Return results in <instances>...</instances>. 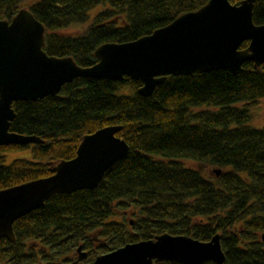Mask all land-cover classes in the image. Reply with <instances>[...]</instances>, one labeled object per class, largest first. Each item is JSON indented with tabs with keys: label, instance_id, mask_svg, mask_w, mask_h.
<instances>
[{
	"label": "trees",
	"instance_id": "obj_1",
	"mask_svg": "<svg viewBox=\"0 0 264 264\" xmlns=\"http://www.w3.org/2000/svg\"><path fill=\"white\" fill-rule=\"evenodd\" d=\"M207 2L0 0V20L10 21L25 7L45 28L47 56L90 67L99 45L131 43ZM252 21L264 24V0H255ZM87 22L76 34L62 33ZM139 87L128 77L78 78L55 96L12 103L9 132L41 142L0 146V190L51 175L57 162L74 159L84 136L107 126L121 127L116 136L129 151L95 189L54 193L15 220L14 241L0 239V264L68 263L78 246L86 252L85 264L164 233L203 242L219 234L224 264H264V126L252 127L249 111L264 100V64L167 76L149 97L140 96ZM27 147L32 161L2 165L7 151ZM184 160L221 174L205 178L184 167ZM127 208L129 221L121 214Z\"/></svg>",
	"mask_w": 264,
	"mask_h": 264
},
{
	"label": "water",
	"instance_id": "obj_2",
	"mask_svg": "<svg viewBox=\"0 0 264 264\" xmlns=\"http://www.w3.org/2000/svg\"><path fill=\"white\" fill-rule=\"evenodd\" d=\"M255 0H208L196 11L181 13L150 35L125 43H104L96 48L98 60L79 67L71 57L47 56L43 50L44 26L25 7L10 21L0 20V146L39 143L38 137L9 132L15 113L12 103L55 96L74 79L139 81L140 96L149 97L167 76L212 70L238 71L246 62L264 64V24L255 25ZM247 42L246 48H240ZM120 126H107L80 140L74 159L62 160L52 174L0 190V239L14 241L13 223L39 209L54 193L71 194L95 189L114 163L126 158L128 145L116 136ZM215 176L220 169L212 170ZM264 243V232L260 234ZM220 236L209 241L185 235H158L154 239L125 244L100 254L85 264H224ZM76 258L63 264H80L86 258L82 246Z\"/></svg>",
	"mask_w": 264,
	"mask_h": 264
},
{
	"label": "rangeland",
	"instance_id": "obj_3",
	"mask_svg": "<svg viewBox=\"0 0 264 264\" xmlns=\"http://www.w3.org/2000/svg\"><path fill=\"white\" fill-rule=\"evenodd\" d=\"M101 7H97L95 9H92L89 12V16L90 18H92L96 12H98V10H100ZM88 25V22L85 23L84 25L81 26H76L70 29H67L65 31H63L62 33L64 34H76L78 33L84 26ZM251 112L252 115V120L250 121V125L254 128H261L262 126H264V100H259V102L253 107L251 108V110H249ZM31 147H27V148H22V149H17V150H11V151H7L4 155V160L2 162V165H8L9 163H11L13 160L15 159H25V160H30L32 161L33 157H32V153H31ZM182 164L184 165V167H188V168H192V169H198L199 172H203V176L205 178L208 177H212L214 175V173L211 171V168H205V167H200L198 164L191 162V161H182ZM132 209L131 208H127L125 211H123L121 214L124 215V217L129 221L132 219L131 214H132ZM77 254L75 253L73 259H75L77 256ZM36 264H41V262H38Z\"/></svg>",
	"mask_w": 264,
	"mask_h": 264
}]
</instances>
